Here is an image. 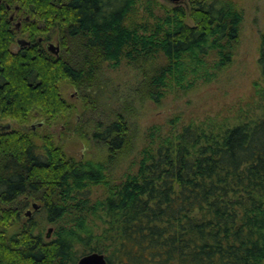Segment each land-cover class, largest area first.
<instances>
[{"label":"trees","instance_id":"trees-1","mask_svg":"<svg viewBox=\"0 0 264 264\" xmlns=\"http://www.w3.org/2000/svg\"><path fill=\"white\" fill-rule=\"evenodd\" d=\"M241 18L232 0H0V118L19 125L0 127V264H74L91 251L107 264H264V33L243 106L149 125L134 171L118 180L109 170L135 150L131 101L99 110L102 70L120 63L139 71L133 91L154 104L208 82L230 64ZM17 33L28 43L12 51ZM56 120L89 134L102 161L65 154L44 128ZM29 197L47 222L68 223L46 238L22 214L10 232Z\"/></svg>","mask_w":264,"mask_h":264},{"label":"rangeland","instance_id":"rangeland-1","mask_svg":"<svg viewBox=\"0 0 264 264\" xmlns=\"http://www.w3.org/2000/svg\"><path fill=\"white\" fill-rule=\"evenodd\" d=\"M165 5L186 4L187 0H180L175 3H170L167 0H157ZM237 3V6L242 11V18L239 24L238 41L235 47L230 64L217 72L208 82L198 83L192 90L183 95L175 96L168 95L159 103L154 104L148 101L138 99L136 93L133 91L138 78L139 71L131 69L123 63H120L114 68H103L100 75V92L99 102L100 108H103L104 118L111 107L120 106V103L131 101L130 105L132 111L129 119L134 128L133 144L135 150L127 156L121 158L115 166L110 169V176L112 179L118 180L125 174L134 171V161L137 158V151L144 142V133L149 125H159L163 130L167 129L169 123L167 120L178 115L176 125L186 123L189 119H200L205 115L213 114H230L237 105L243 106L248 96L251 93V83L258 80L259 74L256 67L257 43L259 33H264V0H232ZM12 15V24L16 25L17 17L15 12L10 11ZM14 25V26H15ZM17 28V27H15ZM23 37L20 34L15 35V39ZM25 38V37H23ZM51 43H56L53 39L48 40ZM11 50L17 49V44L12 43ZM62 96L75 105L74 113H84L79 93L67 83H62L60 86ZM109 108V109H108ZM113 108V109H114ZM100 112V111H99ZM92 115L88 118L85 125L87 133L93 124ZM39 118H31L30 121H37ZM11 127L19 125L9 118H0V127L9 124ZM60 121H54L50 125H45L47 131L53 136L54 141L61 145L62 150L68 156L75 159L91 158L96 161H102V149L98 145H94L89 139L80 138L73 130H62ZM61 129V130H60ZM60 130V131H59ZM133 161V162H132ZM101 189L92 187L90 198L100 197ZM105 193V191H103ZM31 202H35L36 209L30 206ZM41 203L31 197L26 198V204L21 209L19 215L21 218L13 224L10 232L17 229L20 222L25 218H30L34 224V232H41L46 238L52 236L53 230L58 224L66 225L65 220H58L57 222H47L44 214L40 209ZM29 210L24 218L23 212ZM66 223V224H64Z\"/></svg>","mask_w":264,"mask_h":264},{"label":"water","instance_id":"water-1","mask_svg":"<svg viewBox=\"0 0 264 264\" xmlns=\"http://www.w3.org/2000/svg\"><path fill=\"white\" fill-rule=\"evenodd\" d=\"M168 2H178L180 0H167ZM15 43L22 45V44H27L28 41L24 40L21 37H18L15 39ZM44 48L46 51L51 52L53 54H56L57 52V46L53 43H51L50 41H47L44 43ZM2 127H8V124L3 125ZM30 206L35 209L36 208V204L35 202H31ZM29 212L28 209H26V211L23 212L24 215H27ZM74 264H107L103 254L95 252V251H91L85 254L80 255Z\"/></svg>","mask_w":264,"mask_h":264}]
</instances>
